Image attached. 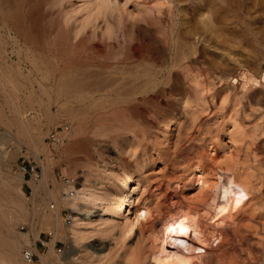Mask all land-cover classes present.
Returning a JSON list of instances; mask_svg holds the SVG:
<instances>
[{
  "label": "rangeland",
  "instance_id": "rangeland-1",
  "mask_svg": "<svg viewBox=\"0 0 264 264\" xmlns=\"http://www.w3.org/2000/svg\"><path fill=\"white\" fill-rule=\"evenodd\" d=\"M82 3L83 0H0V146L7 150L0 162L3 189L0 206L8 211V217L17 215L12 234L6 227L1 229L9 239L21 242L22 257L27 246L37 247L43 253L51 248L54 237L49 233L54 230L38 222L34 211L36 208L41 213L49 211V203L56 201L45 200L46 193L36 188L39 181L25 175L22 167L27 163L37 165L42 177V162L51 158L54 181L49 187L56 188L60 197L66 192L62 175L69 176L72 172L80 185L86 180V173L94 168L99 171L121 167L132 173L138 167L137 160L147 159L149 167L141 176L137 190L155 208L151 217L154 222L180 210V213L187 209L204 211L205 189L194 183L193 174L194 164L201 161L208 169L209 179L227 170L232 173L234 185L243 182L246 189L242 202L227 218L226 226L213 227L212 212L210 216L205 214L203 222L211 230L207 249L211 256L199 264L222 261L260 264L264 259V89L263 85H244L240 74L245 70L256 76L264 72V0H110L113 10L108 12L106 20L116 30L113 38L102 35L103 18L97 21L100 27L94 29L90 24L83 33L75 35V27L87 14L79 7ZM171 42L174 47L178 45L177 52L185 51L188 57L182 66L173 67L171 76L166 72L163 80L150 82V88L144 87L146 79L141 78L145 80L141 85V79H132L128 69L115 68L123 59H143L141 55L146 51L159 52L168 61L166 47ZM189 47L191 53L186 52ZM182 52L178 55L185 56ZM39 66L45 69L44 79L37 76ZM70 69L84 71L86 77L84 73V78L78 75L89 88L77 93L81 101L75 103L77 112L81 113L78 116H84L83 128L61 144L50 137L51 132L67 124L74 129L78 122L61 106L67 96L41 91L39 80L47 87L61 84ZM118 86L126 94L112 90ZM49 112L56 116L52 122L47 120ZM117 116L123 117L124 122L122 119L119 122ZM172 117L175 123L166 140L163 128ZM29 123L30 129L26 127ZM38 142L41 145L35 149ZM123 143L132 149L133 155L117 151L116 144L124 146ZM68 145L70 149L64 153ZM211 147L215 148L214 154H210ZM99 165H102L100 169L96 167ZM4 189L9 196H5ZM17 204L24 205V210ZM61 207L63 223L70 226L73 219L65 220L71 216L70 210ZM92 209L89 216H83L88 217L86 221L99 220L103 214L100 206ZM29 214V218H23ZM149 226L139 228L129 242L135 249L143 248L145 253L144 258L140 256L133 264L152 262L148 257L154 235ZM97 234L77 246L57 239L53 245L54 263H42L37 252L32 264H67L68 255L73 253L81 259L80 264L95 261V264H117L119 251L114 236L118 233L113 236L105 233L106 237ZM217 234L222 236L216 237ZM40 240L46 244L42 245ZM213 250L219 253L212 255Z\"/></svg>",
  "mask_w": 264,
  "mask_h": 264
},
{
  "label": "bare ground",
  "instance_id": "bare-ground-1",
  "mask_svg": "<svg viewBox=\"0 0 264 264\" xmlns=\"http://www.w3.org/2000/svg\"><path fill=\"white\" fill-rule=\"evenodd\" d=\"M79 7L86 10L87 14L83 18V21L80 22L79 24H77V26L75 27V28H77V30L75 31L76 36L83 33L86 30V28L88 27V25H90V24H93L94 29H96L97 27H100V22H97V21L100 18H103L105 24H104V26L102 25V27H101L102 32H103L102 35H104L105 37L107 36L108 38H113V34L115 33L116 30L113 27L114 25L111 24L110 22H108V20H106V16H107L108 12L111 11V9L113 10L112 5L110 3V0H83V3ZM178 34H177V37L179 36ZM173 36H174V34H173ZM177 37H176V39H177ZM178 39H177V41H179ZM164 43H165V41H164ZM172 43L173 42H171V44ZM180 45H181V43H180ZM183 45L186 46L185 44H183ZM177 46L175 44L176 48H177ZM175 47L172 44V45H169L168 47H166L167 49L165 48L166 51H168V56H170L169 60L168 61L166 60L167 62L164 61V59H162L163 57L159 54V52H157V54H154V53H150V52L147 53V51H146L145 55H141L143 57V59H140V60H137V59L132 60L131 59L132 61H128V60L126 61L125 59H123V60H120L119 62H117L118 66L117 67L115 66V68L121 67V69L122 70L124 69V71H127L126 69H128V73L131 75V77H133L132 79H141V78L146 79V81L144 79H141V85L144 84V83H142V81L144 80L146 82L144 87H147L150 84V82L156 83L158 80H161L164 77L166 72H167L166 73L167 76L168 75L171 76L172 73L174 72L172 70H174V68L177 66L180 67V65L185 62V59L188 57V56L186 57V53H184L185 51L183 50L184 52H182V51L177 52L178 51L177 49H179V48L175 49ZM191 48H193V47H191ZM188 49H189V51H186V52L191 53L192 51H190V47ZM154 50L156 51V49H154ZM154 50H152V51H154ZM163 52H164V50H163ZM181 52L184 53L185 56H181L182 54L178 55ZM178 56H181V58ZM193 56H194V54H193ZM119 57H120V55H119ZM165 57L167 59L166 55H165ZM177 57L179 58V60ZM131 58H133V57H131ZM129 59H130V57H129ZM188 61H190V60H187V62ZM122 64H124V66H122ZM189 64L190 63H188V65ZM170 65H172V66H170ZM113 66H112V68H114ZM76 70H77V72H75V74H73L74 71H76ZM76 70L73 71L72 69H70L68 71V75H65L67 78L64 79V82L62 81L61 84L60 83L54 84L50 87H47L43 83V80H39V88L41 91H44V92L45 91L46 92L54 91L57 94H61V95L63 94V95L67 96L66 100L61 104V106H63L65 108V111L68 110V112L71 115H73L75 117V120H77V122H78V126H76L74 129H71L69 126L68 129L63 131V139L61 140L62 141L61 144H64V141H66V140L69 141V139L71 137L78 135L79 129L83 128L82 122H83L84 116L83 117L81 115L78 116L79 112H77V110H79V108H75V103L77 101H81V98H79V96H77V93L82 91L87 86H86V82H84V79H83L84 75L82 76L84 71L82 73H79L78 69H76ZM87 70H89V69H87ZM96 70H98V68ZM177 70H178V68H177ZM113 71H115V70H113ZM113 71H110V72H113ZM29 72H31V71H29ZM49 72H50V70H49ZM175 72H177V71H175ZM98 73H95L96 76H98L97 75ZM100 73H101V71H100ZM106 73H108V70L106 71ZM78 74L81 75L83 78L80 77ZM84 74L86 77V73H84ZM177 74L178 73H176V76H177ZM41 75L43 76L41 79H44L46 77L45 69L42 68L41 66H39V67H37V76L40 77ZM115 75H116V78H118L116 72H115ZM113 76H114V74H113ZM122 76L123 75H121V77ZM240 76H241V78L244 79V85L252 84L255 86L259 85L260 87L263 85V89H264V72H262L259 76H256L255 74L249 72L248 70H245L240 74ZM121 77H119V78H121ZM90 78H92V77L90 76ZM116 78H114V79L117 80ZM59 79L61 82L60 76H59ZM87 81L89 82V80H87ZM104 81H108V79L104 80ZM92 82L94 83V81H92ZM96 82H97V80H96ZM96 82H95V84H96ZM111 82H114V81H111ZM125 82H128V81L126 80ZM139 82H140V80H139ZM93 83H91V84H93ZM104 83H106V82H104ZM87 84H89V83H87ZM141 85H139V86L143 87ZM104 86H105V84H104ZM107 86H108V84H107ZM112 87H110V89ZM87 88H89V87H87ZM117 88L116 89L114 88L112 90H114L117 93L119 92L122 94V92H124L126 94L124 89L119 88V86ZM136 88H138V87H136ZM148 88H150V87L148 86ZM170 88H172V86ZM141 89H143V88H141ZM162 89H165V88H162ZM162 89H161V94H162ZM101 90H102V88H101ZM134 90H136L135 87H134ZM145 90L147 91V89H145ZM131 91H132V89L130 90V92ZM32 92H34V91H32ZM54 92H52V93H54ZM262 93L264 96L263 90H262ZM189 104H190V101H189ZM68 112H65V113H68ZM79 114H81V113H79ZM57 117H58V115H57ZM117 117H119V122H121V119H122V122H124L123 117L122 118H121V116H117ZM55 118H56V116L53 112L48 113V119L47 120L49 122L54 121ZM35 120L38 121L37 119H35ZM28 121L30 122V120H28ZM31 122H32V120H31ZM174 123H175V117H172V120L165 125L166 128L165 129L163 128L165 136H166V140H169V138H170V130H172V126ZM26 124H28V123H26ZM29 126H30V123L26 127L28 128ZM30 128H32V127L30 126L28 129H30ZM164 142H165V140H164ZM123 144H124V146L121 144H116L117 151L119 153H126V154L130 153L131 155H133L134 153H133L132 149L127 147V146L125 147V143H123ZM35 145H36L35 149H39V146L41 145V143L38 142ZM69 145H68V147L65 146L66 148L63 150L64 153H67V150H68L67 148H69ZM214 147H211L210 148L211 150L209 149V151H211L210 154H214V151H215ZM127 152H129V153H127ZM6 153H7L6 148H4L3 146H0V162L2 159V155L6 154ZM116 159H117V157H116ZM42 163L44 166V173H43V176L41 178H39L36 181L34 180L35 182L39 181L38 184H36L37 185L36 188H41V190H43L46 193L45 200L48 198H53L56 201V204L49 203L48 207L50 208V210L45 211L43 213L39 212L41 210L36 208V211H34V215H35V217L37 216V218L39 219L38 222L45 223L47 225H50V227H52V230H54L53 231V237L54 238L51 241V248H50L48 253L40 252V250H38L37 247L33 248L31 246H27V247L31 248L33 251H35L36 253L37 252L40 253L42 263H48V262L54 263L52 260V255L54 252V250H53L54 246L53 245L57 239L62 238V239L69 241L71 243L70 245H75V244H79L80 242L82 243V241L84 242V240H86L90 236L92 237V235L94 237V234H97V233L102 234L103 233L104 234L103 236H105L108 233L107 236H109V234L111 232L113 233L115 230H117V232H115V233H118V235L114 236V238H117V240L116 239L115 240L117 241V245H118L117 250L119 251L118 255H117L119 257L117 264H133L134 262H136V260L140 256L142 258H144L145 253L143 254V252L141 250L143 248L139 249V247H138V249H135L133 247V245L129 244V242L132 238H134V236L136 237V234H137V231L139 228L143 227L144 225L146 226L149 224L152 226L151 230H153V235H154L153 236V242L151 241L153 243V245L150 246V247H152V252H150L151 254L148 257L152 261L151 262L152 264H199V263L203 262L207 257L211 256V255H209L210 251H208V253H207V249L211 243L210 233H208V232H210L211 230L208 231L207 227L204 224L205 222H203V218H204L205 214H207V216L211 215L210 219L213 220L211 222V223H214V224H212L213 227L216 226L218 228L224 224L226 226L227 218H229L231 216V214L236 209V207L242 202L244 194H245V189H246L245 183H243V182L239 186L234 185L232 173H230L227 170H221L215 174L213 179H209L208 178V169L206 168V165L204 166V164H202L201 161H198L196 164H194L195 167L193 170V174L195 177L194 179L196 181L194 183H196V185L198 187L205 189V193L202 196V197H204L203 200H205V203H206L205 204L206 208L204 209V211L201 212V210L199 211V210H192V209L185 210L183 208L185 211H183L182 213H180L181 210H180V212L178 211L179 213L178 212H172L170 214L168 213L166 215H163L161 218L158 217L159 220L156 219L154 222H152L151 217L154 214L155 208L153 209V207L150 205V203L147 202V200L146 201L143 200L144 198L142 199V194L137 190V185L140 184V179H142L141 176L147 171V169L149 167L147 159L142 158L140 160H137L138 167L135 171H133V172L131 171L132 173H128L125 168H121V167L119 170H112V168L111 169L110 168L109 169L104 168V169H101L98 171V170H95V168L92 165H90V168L92 169V167H93L94 169H92V170H94V171L90 170L88 167V170H90V171L86 173V180L84 182L82 181V183H80V185H77L78 181H77L76 177H74L75 175L71 172V175H69L68 177L71 180H73V183L65 184L66 192L64 193L63 196H60V197H58L56 188L51 189V187H49L50 182L54 181L53 175L51 173V158L47 159V161L42 162ZM100 166H102V165H99L96 167L98 168ZM119 166H120V164H119ZM135 166H136V164H135ZM100 168H98V169H100ZM0 169H1V167H0ZM128 170H130V169H128ZM95 171H96V173H94ZM97 171H98V173H97ZM90 177H94V179L92 180ZM7 178H9V177H7ZM7 178H5L6 180L5 179H3V180L7 181ZM12 178H13V176H12ZM6 183H5V186H6ZM8 183H9V181H8ZM1 189L2 188L0 187V191H1ZM4 192H6V194L4 193L6 196L8 190L4 189ZM2 193L3 192L1 191L0 196H2ZM7 196H9V193ZM0 198H3V197H0ZM1 200L2 199H0V201ZM61 206H66L70 210L71 218L73 219L72 224L70 226H65V224L63 223L62 216H61V208H62ZM95 206L96 207L100 206L102 208L103 214H101V217L99 216V220L97 219L96 221H93V220L92 221L91 220L86 221L85 219H87L88 217L84 218L83 216H89L90 214L88 215V213L91 212V210L93 211L92 208H94ZM0 207H1V209H0V264H28L23 259L24 256L22 257V255H21V250H20L21 246H22L21 242L17 241L16 239H9V237H7L6 234L4 233V231L1 229V227H6L8 229H6V228L5 229L11 233V230H13L12 228H14L13 226L16 225L15 223L14 224H12V223L14 222V220L15 221L17 220V215H15V217H10V216L8 217V215H9L8 211L6 209L2 208L3 207L2 205ZM17 207H19L21 211H23L25 208L24 205H22V204L18 205ZM210 211L212 212V214H210ZM30 214L33 215V213H30ZM30 214H29V216H25L23 218H25V219L29 218L31 216ZM208 214H210V215H208ZM158 215H156V216H158ZM149 218H151L152 223L149 222ZM146 222H149V223H146ZM211 223L209 222V225ZM151 226H149V229ZM31 231H33V230H31ZM33 232L35 233V230ZM212 232H215V231L213 230ZM34 233L31 232V234H34ZM112 233L110 235L113 236L115 233H113V234ZM214 235H215V233H214ZM219 235L222 236V234H217L216 237H219ZM35 236L36 235H34V237ZM75 246H77V245H75ZM84 248H86V247H84ZM99 249H102V248H99ZM203 250H206V252ZM100 251H102V250H100ZM214 252H215V254H214ZM214 252L212 255H216L217 253H219L217 251H214ZM73 254L68 255L67 264H80V262L78 260H81V259L78 258V256L73 255ZM102 254L104 255L103 252H102ZM207 254L209 256H207ZM78 255H79V253H78ZM100 256H101V254H100ZM95 262H93V263L95 264ZM220 264H235V263H227V262L222 261ZM260 264H264V259H263V261H261Z\"/></svg>",
  "mask_w": 264,
  "mask_h": 264
},
{
  "label": "built area",
  "instance_id": "built-area-1",
  "mask_svg": "<svg viewBox=\"0 0 264 264\" xmlns=\"http://www.w3.org/2000/svg\"><path fill=\"white\" fill-rule=\"evenodd\" d=\"M69 128V125H64V126H61L59 128H57L56 130L52 131L51 134H50V137L55 140L57 143L59 142H62L61 140L63 139V131L68 129ZM23 170H24V173L25 175H29L30 177V180H38L39 178H41V173L38 169V166L35 165V164H32V163H27L25 165H23ZM61 180L64 184H71L73 183V180H71L68 176L66 175H62L61 177ZM65 220L67 222H71V216L68 215ZM23 228H25V226H23ZM50 235H52L53 233L50 232L49 233ZM41 244L42 245H45L46 242L44 240H40ZM23 256H24V259L27 263L29 264H32L35 262V259H36V256H37V253L35 251H33L31 248L29 247H25L24 250H23Z\"/></svg>",
  "mask_w": 264,
  "mask_h": 264
}]
</instances>
